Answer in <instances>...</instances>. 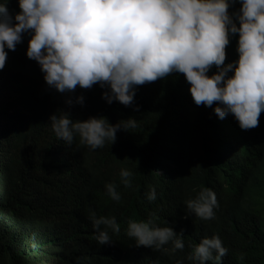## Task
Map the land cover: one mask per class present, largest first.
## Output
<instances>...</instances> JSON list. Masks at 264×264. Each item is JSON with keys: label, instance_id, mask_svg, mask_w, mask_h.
<instances>
[{"label": "trees", "instance_id": "obj_1", "mask_svg": "<svg viewBox=\"0 0 264 264\" xmlns=\"http://www.w3.org/2000/svg\"><path fill=\"white\" fill-rule=\"evenodd\" d=\"M239 7L237 0L229 12ZM7 8L21 11L18 0H7ZM29 39L22 34L15 50L5 49L0 70V264H194L195 246L214 235L227 253L206 264H264V111L257 127L242 130L232 114L219 119L215 103L197 106L184 74L175 72L136 86L132 106L107 103L98 84L60 93L27 57ZM237 40L225 46V64L238 58ZM81 95L83 104L76 102ZM62 113L110 124L133 118L136 126L96 149L78 136L68 145L49 120ZM122 169L132 173L129 187ZM203 189L216 195L214 218L186 216V202ZM93 215L116 218L120 231L108 229L110 242L95 239ZM129 221L170 226L183 234L184 248L171 241L158 250L137 247Z\"/></svg>", "mask_w": 264, "mask_h": 264}, {"label": "clouds", "instance_id": "obj_2", "mask_svg": "<svg viewBox=\"0 0 264 264\" xmlns=\"http://www.w3.org/2000/svg\"><path fill=\"white\" fill-rule=\"evenodd\" d=\"M18 0L13 15L7 0H0V70L8 50L29 34L26 55L40 66L50 88L72 93L77 85L89 89L98 84L107 103L132 106L136 86L171 73H182L193 102L213 107L219 119L232 114L242 130L255 128L264 111V0ZM238 34V58L225 64V46ZM215 66L216 72L208 75ZM231 72V75L229 73ZM84 97H76L83 104ZM72 103L71 100L68 101ZM134 110L138 111L136 105ZM55 135L66 144L76 136L91 149L113 143L120 129L136 126L135 120L110 124L103 117L73 120L68 113L49 117ZM132 173L120 171L125 187ZM113 200L120 194L114 184L105 185ZM156 199L155 189L146 193ZM217 206L215 193L203 189L186 202L185 215L209 220ZM95 239L110 242L108 229L119 232L115 217H91ZM103 226V227H102ZM127 235L135 245L158 250L170 241L183 249L182 233L151 221H129ZM215 253V256L213 255ZM227 249L218 236L204 237L189 259L194 264L220 261ZM177 264H183L178 260Z\"/></svg>", "mask_w": 264, "mask_h": 264}]
</instances>
